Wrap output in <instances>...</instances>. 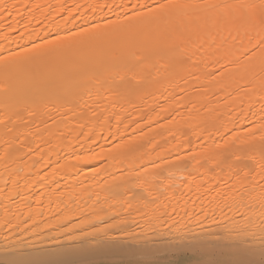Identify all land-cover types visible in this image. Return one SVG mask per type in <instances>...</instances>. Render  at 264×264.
Returning a JSON list of instances; mask_svg holds the SVG:
<instances>
[{
	"label": "snow or ice",
	"instance_id": "1",
	"mask_svg": "<svg viewBox=\"0 0 264 264\" xmlns=\"http://www.w3.org/2000/svg\"><path fill=\"white\" fill-rule=\"evenodd\" d=\"M57 16L73 26L62 27ZM45 22L55 31H37ZM0 41V167L11 175V165L25 158L42 166L37 180L17 173L0 188V236L6 249L26 236L35 237L30 245L47 241V258L0 264H96L65 257L114 251L172 257L124 264H185L178 257L189 252L225 255L220 240L233 241L227 255L234 258L195 264H264V0H0ZM218 94L225 106L249 114L242 131L217 126L210 102ZM201 100L208 101L201 132L189 126L176 151H157L153 125L177 124L185 112L199 118ZM54 148L56 160L49 156ZM45 167L51 179L40 175ZM84 168L108 177L104 204L91 210L65 204L45 217L43 197L63 194L55 173ZM21 180L29 191L40 185L36 207L19 191ZM92 195L99 203L100 195ZM225 208L240 221L216 235L212 227L220 228ZM196 227L201 234L191 235Z\"/></svg>",
	"mask_w": 264,
	"mask_h": 264
},
{
	"label": "bare ground",
	"instance_id": "2",
	"mask_svg": "<svg viewBox=\"0 0 264 264\" xmlns=\"http://www.w3.org/2000/svg\"><path fill=\"white\" fill-rule=\"evenodd\" d=\"M38 2L45 4V3H52V4H58V3H79L83 4L85 2L88 3H103L104 0H38ZM108 2H112V0H108ZM116 3L122 2V0H115ZM124 2H127V0H124ZM141 2H144V0H141ZM39 15V14H37ZM87 15H91V13H88ZM42 19V18H41ZM56 21L62 26V27H69L71 28L73 25L68 24L65 25L64 21L60 19V17H56ZM81 21L77 19L75 21V24H80ZM31 27V26H30ZM40 27H44L45 31L48 30L49 27L52 28L53 31H55V27L53 25L47 24L45 22V25H41L37 27V31L40 30ZM43 34V33H41ZM0 43H3L0 41ZM23 43V41H21ZM5 47H8L9 45L5 44ZM220 96V99L217 100L216 98H212L210 102V106L215 109L216 111L213 113L214 116L218 117L217 120V126L220 127L221 125H225L228 129H232L235 125L236 131H242L244 127L247 126V121L245 119V116H248L249 114L247 111L241 112L240 108L235 107L234 105L225 106L227 101L226 98L223 96V94H218ZM208 103L207 100H201L197 102L196 108L199 112V118H190L189 113H184V119L178 118L177 124H169L164 119H161L159 122V125H153L154 131L151 133L152 136H155V141L157 144L162 146L161 148H158L157 151H176L177 150V143L183 142L187 137L182 134V132L188 128L189 126L192 127L193 132L198 135L203 125L200 124V119H202L206 113L204 107H202V104ZM238 103V101H237ZM245 109L247 108V105L244 106ZM259 104L256 105V108L254 109L257 111L256 116H250V119L253 121L259 120ZM119 110V107L117 108ZM129 112H132V109H128ZM133 116L135 117L136 114L133 113ZM192 117H196V113L191 114ZM127 122V121H126ZM200 124V127H197V125ZM135 127V125H132L128 127L126 130L127 134H132V129ZM223 131V128H221ZM147 131V129H146ZM210 132H212L214 136V130L209 129ZM121 132H125V129L121 127ZM191 136V139L193 141V147H196L199 145L201 141H198L196 139V135H193L189 133ZM173 136H175V139H173ZM208 133H205V141L206 143H211V140L207 139ZM215 138V137H214ZM101 144H103V141H100ZM107 147V145H105ZM187 147V146H185ZM58 151V149H53L51 152H49V156L52 160H56L55 152ZM95 151H99L98 148L95 149ZM63 153H61L62 155ZM183 154V153H182ZM153 156H155V153H152ZM36 160L39 159V157H35ZM47 159V157H46ZM89 163L93 167H100L99 164H97L95 161H89ZM40 164L34 163L33 160L25 158L24 160L17 161L14 165H11L10 171L12 174L10 175L9 172H6L3 167H0V188H4L5 182H10L13 179L16 178V174L18 173L20 177H24L26 175L31 174L32 180H37L38 177L35 176V172L38 169H41ZM74 171V170H73ZM45 173H49V179H51V169L49 168H43V170L40 172V175H44ZM89 173L88 168H84L83 172H74V174H66L65 170H60L55 173V179L59 181V184L61 186L63 194L57 192H52L50 195H45L41 201V204L39 205L40 210L44 213L45 217H48L50 214H55L59 209L64 208L65 204H67L69 207L76 209H94L99 208L101 205L104 204V191H103V184L104 180L108 179L106 174L101 173L100 176H93ZM178 178L181 176L179 172L176 173ZM181 179V178H180ZM49 180H46L45 183H48ZM12 185L9 184V187ZM56 185H52V188L55 189ZM40 190V185L38 183H35L31 186V190L29 191L24 187V181H20L19 185V191L22 193L23 197L28 198V202L33 204V207H36L35 200L37 199L36 196H33L34 192H38ZM46 193L48 192V189L44 190ZM93 193L100 195V202L95 203V196L92 195ZM4 197L0 196V200H3ZM17 203L20 200V197H16ZM62 202V203H61ZM5 203H8L5 200ZM13 212L17 211L16 204L10 205ZM22 211H27V209H21ZM240 211H244V209H240ZM260 211V208H257L256 206L252 208V212L256 213L258 215ZM225 212L227 213V217H225L221 221L220 228H216V226H213L212 230L216 235H220L222 232L225 231L224 226L228 225L230 226L233 222V219L237 216V212H228V210L225 208ZM135 213V212H133ZM134 217L135 214H132ZM0 216H3V208L0 207ZM231 218L229 220L228 218ZM219 219V217H218ZM253 219H256V216H253ZM140 224H143V221H140ZM132 227L135 228L136 231L140 230V227L133 224ZM201 229L199 227H196L194 232L191 233V235H200ZM42 236H47V231L41 233ZM12 240H15V237L11 238ZM208 239L214 240L215 237H209ZM26 242L24 244H9L7 245L6 249V242L4 241L3 237L0 236V261H6L10 259H18V260H27L32 258H47L42 256V252L44 249L47 248V241H40L35 244H28V240H35V237H25ZM219 244V250H223L225 255L223 256H216V257H206V256H199L194 253H187L186 255L182 257H178L179 259H182L185 261V264H195V261L200 259H210V258H216V259H232L234 257L227 255V253L230 251V246L233 244V241L231 240H220L218 241ZM259 259V257H256ZM65 259H77V260H87V261H93L96 262V264H124V262L127 261H146V260H152V259H172V257H164V256H149L145 255L142 252H137L136 254H130L127 252H102L97 253L94 255L89 256H83V257H65Z\"/></svg>",
	"mask_w": 264,
	"mask_h": 264
},
{
	"label": "rangeland",
	"instance_id": "3",
	"mask_svg": "<svg viewBox=\"0 0 264 264\" xmlns=\"http://www.w3.org/2000/svg\"><path fill=\"white\" fill-rule=\"evenodd\" d=\"M178 177V176H177ZM179 178H181L182 179V177L180 176ZM257 207V208H259V205H254L253 207ZM132 214H135V213H132ZM240 221V215L239 214H237V216L233 219V222H239ZM212 230H214L213 229V227H212ZM204 231H207V228H205V230Z\"/></svg>",
	"mask_w": 264,
	"mask_h": 264
}]
</instances>
